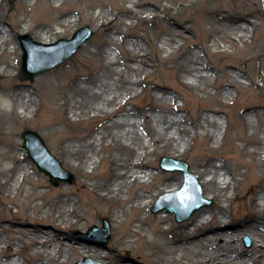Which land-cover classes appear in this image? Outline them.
I'll return each instance as SVG.
<instances>
[{
	"label": "bare ground",
	"instance_id": "1",
	"mask_svg": "<svg viewBox=\"0 0 264 264\" xmlns=\"http://www.w3.org/2000/svg\"><path fill=\"white\" fill-rule=\"evenodd\" d=\"M39 1L22 0L25 11H33L30 19L26 14H22L19 22H28L34 18V9ZM67 1L69 0H47L50 12L60 11L61 17L64 16L62 25H71L76 20V16L61 10ZM133 7L134 9L126 11L125 15L129 16V13L136 11L144 20L159 16L161 10L158 4L151 0H139ZM212 14L205 12L204 23H210V27L215 24L217 29L224 33L225 38L242 40L252 36L255 30V25L243 17H226L216 23ZM109 16L108 13L100 12L92 17L95 22L100 23L99 29L102 31V37L98 39L99 51L93 61L84 56L76 65L48 72L40 78V96L45 90L50 93L47 98L48 106L43 109L51 116L65 115L67 123L76 126L65 129L59 126V121H48L43 126L54 149L72 169L88 179L82 180V187L91 189L97 197L104 200L122 199V213L127 209L132 213L123 242H130L129 237H137L147 246L155 247L158 255L166 258L168 256L170 260L181 261L182 258V264H264V212L259 207V197H252L251 208L246 213L250 218L239 223L240 225L235 224L228 214L232 212L231 202L243 187L247 176L246 171L240 166H233L229 159L218 164L216 155H206L202 152L197 153L193 161L195 174L203 183L205 194L216 200L209 210L210 217L208 210L201 207L191 223L175 227L174 216L170 211L156 212L153 208L155 213L152 216V213L148 214L160 194L163 197L159 196L156 200L157 206L162 207L165 202L181 205L179 198L186 186L185 178L183 180V176L178 172L150 170L149 168L157 167L153 156L160 150H166L174 156H186L199 135L220 140L226 133L221 131V119L205 112L217 111L210 106L199 107L193 117L194 127H190L186 116L178 113L183 106L177 104V96L170 94L167 85L153 86L150 89L149 102L139 106L135 99L139 95L138 84L146 81L149 52L145 44L137 38L139 33L129 31V28L126 32L121 31L119 27L114 26ZM177 26L183 28L182 25L173 23L169 26L170 29L164 30L162 43L170 45L179 42L180 30ZM12 30L0 26V51L4 52L8 44L13 42ZM37 32L41 35L43 43L51 42L54 34H57L53 27L44 26L42 23H39ZM112 32L122 34L120 42L113 40L110 35ZM212 41V46L218 47L217 40ZM194 44L193 42L185 47L175 57L172 68L177 79L185 78L189 80V85L204 88L203 82L207 84L210 75L214 74L215 78L218 76L208 69L206 62L200 61ZM110 46H116L123 55L112 50ZM52 51L54 50L48 52ZM219 51L223 50H217ZM49 54L51 53H46ZM168 57H171V54ZM261 57L264 58V55ZM227 66L233 67L231 64ZM234 67L237 70L235 79L227 84L219 83L220 93L225 97L233 94L230 86H235L238 90L243 86L245 72L238 66ZM27 85L28 83H22V88L0 96V101L3 98L12 106L10 111L5 110L1 114L10 119L20 117L22 124L39 115L43 104L41 97L39 101L35 100L34 89H28ZM129 103L134 106L129 107ZM254 114L258 122L263 123L264 131V103L259 105ZM137 115H140L142 120ZM253 119L252 115L247 116L245 123L251 125ZM87 120L93 122V126L82 125ZM242 138L244 143L237 145V148L243 155L253 158L264 156V136L254 137L246 132ZM16 149L17 147H13L14 151ZM6 153L0 152V173L5 178L3 183L7 189H21L27 197H33V205L27 207L35 209V217L39 220L61 221L76 216L77 220L73 221L79 223L83 217L78 213L79 205L71 189L59 187L52 202L36 201L39 198L44 199L43 197L51 192L45 189V179L32 177L33 163L27 161L25 156L18 158V162L12 167L4 165V162L11 158ZM101 164H105L102 172L99 170ZM12 168L20 172L19 175L16 173L14 178L9 174ZM256 187L264 198V185ZM177 189L180 190L174 193ZM124 192H127L128 196L122 198ZM170 192L173 193L169 194ZM225 202L229 204L226 205ZM15 211L19 212L20 209ZM25 211L28 212L27 208ZM119 215L121 214L114 211L112 217ZM149 224L152 227L147 229ZM103 227L100 226L98 230ZM22 232L28 233L26 243L22 245L24 249L19 244L0 238V264H25L22 260L28 261L27 256L32 259L30 264H72L76 259L77 264H83L82 258L92 257L105 261L109 257V252L97 245L76 237L58 236L53 230L16 228L12 234L19 236ZM244 234L253 237L252 246H239V240ZM22 250H26L28 255ZM114 264H134V260L120 258Z\"/></svg>",
	"mask_w": 264,
	"mask_h": 264
},
{
	"label": "rangeland",
	"instance_id": "2",
	"mask_svg": "<svg viewBox=\"0 0 264 264\" xmlns=\"http://www.w3.org/2000/svg\"><path fill=\"white\" fill-rule=\"evenodd\" d=\"M137 1L139 0H135V2L133 0H69L62 5L61 10L68 15L76 16V20L71 25H62L64 16L61 17L60 11L50 12L47 0H40L36 4L35 13H33L34 18L28 22H19L22 14H26L28 19H30V14L33 11V9L25 11L26 8L22 0H16L13 8H11L9 0H0V26L13 29V42L8 44L4 52L0 51V96L5 92L10 93L22 88V83H28L27 88L34 89L33 96L35 100L39 101L41 97L43 101L39 115L32 117L28 123L22 124L20 117L10 119V117L7 118L1 114L5 110L10 111L9 109L12 108L11 105L1 98L0 152H7L6 154L11 157L4 162V165L12 167L16 165L18 158L25 156L27 161L33 163L34 173L32 177L44 178L47 184L45 189L51 190L50 193L43 197L44 199L39 198L36 201L52 202L56 197L57 189L65 186L74 193L79 205L78 213L82 214L83 217L79 220L80 224L73 221L77 220L76 216L61 221L39 220L34 215L35 209L27 207L28 205H33V197H27L21 189H7L6 184L3 183L5 178L0 173V238L2 240H10L14 244H19L22 248L23 243H26L25 238L28 233L22 232V235L25 236L21 234L17 236L18 234H12L13 229H28L32 227L53 230L58 236L76 237L109 252V259L107 258L105 261L87 257L91 261L82 258L83 264H114L120 258L134 260V264H182L183 262L182 258L181 261L170 260L168 256L166 258L158 255L155 247L147 246L142 239L137 237H129L130 242H123L124 237L127 235L126 232L132 213L128 209L122 213V199L104 200L97 197L91 189L82 187V180L88 179L72 169L64 158L57 153L46 132L47 130L43 128L48 121H59V126L65 129L76 128V126L67 123L65 115L51 116L48 111L43 109L45 108L44 106H48L47 98H49L50 93L45 90L40 96L38 89L40 87V78L48 72L60 71L61 68L64 69L66 66L76 65L77 61L82 57L84 58V56L89 61L94 60L96 53L99 51L98 39L102 37V31L99 29L100 23L95 22L92 17L100 12L102 14L108 13L110 15L109 19L114 26L119 27L121 31L126 32L129 28V31L139 33L140 36L137 38L148 49L149 65L147 66L148 72L145 74L146 81H141L138 84L139 95L135 99L139 106L149 102L150 89L153 86L157 84L167 85L170 94L177 96V104L181 107L183 106L178 113L186 116L190 127H194L193 117L199 107L210 106L217 111L205 112L218 116L222 121L221 131L223 134L226 133V136L224 134V137L220 138V140H212L204 137V135H199L186 156H174L170 155L166 150H160L153 156L157 162V167L149 169L154 172L159 170L171 171L164 170L160 165V159L164 155L184 159L189 163L190 170L193 173H195L193 161L197 153L203 152L206 155H216L215 160L218 164H222L226 159H229L233 166H240L243 171L247 172L243 187L239 189V192L235 195L236 197L231 202L232 212H228L229 216L236 222L235 224L247 221L250 217L246 213L251 208V200L255 195L259 197V207L264 212V198L262 197V192L257 191L256 187V185H264V156L255 158L246 156L237 148V145L244 143L243 133L248 132L254 137L264 136L263 123H259L254 114L259 105L264 103V58L261 57V55H264V0H151L161 8L159 16L151 20L142 19L141 14L136 11L132 14L129 13V16L125 15L126 11L134 9V3ZM207 11L213 13L216 23L226 17L229 19L243 17L250 24L253 23L255 25V30L252 36L242 40L225 38L224 33L217 29L215 24H213L214 27H210V23H204L203 18ZM39 23L47 27H53L54 31H56L57 34H54L51 42H55L61 37L69 38L78 28L85 25H89L94 33L81 48L65 61L44 70L32 78H25L20 75L23 51L18 35L20 33H30L35 40L42 41L41 35L37 32ZM173 23L183 26V28L177 26L180 30L179 42L170 45L162 43L161 36L164 34V30L170 29L169 26ZM110 35L115 42L121 41L122 34L120 32H112ZM213 39L217 40L218 47L212 46ZM193 42L195 43L194 50L200 57V61L206 62L208 69L218 76L215 78L214 74L210 75L208 83L203 82L204 88H196L189 85L188 79H177L172 68L175 57ZM164 46L168 48H164ZM110 48L123 55L121 51L117 50L116 46H110ZM217 50L223 51L217 52ZM169 54H171V57H168ZM37 55V57L33 58V64L41 56L40 54ZM229 64L233 65V67L227 66ZM234 66H238L245 72L244 81H242L243 86L239 90L235 86H230L233 94L230 97H225L220 93L219 83L224 82L227 84L235 79L237 70ZM11 77L13 78L11 79ZM128 106L133 107L134 104L129 103ZM250 115L254 117L253 123L247 125L245 120ZM137 116L142 120L140 115ZM82 125L91 127L93 122L87 120ZM226 127L228 128L225 132ZM26 129H33L44 138L51 153L57 157L66 170L73 173V182L62 181L60 184L55 185L50 180V177L39 169L24 147V139L21 134ZM13 147H17L16 151L13 150ZM104 169L105 164H101L100 172ZM174 172H178L183 176L181 171L175 170ZM16 173L17 175L20 174L14 168L9 172L13 178ZM201 184L204 190L203 183L201 182ZM204 195L213 200L210 206L201 208L207 209V214L210 217L211 213L209 210L215 205L216 200L206 195L205 190ZM127 196L128 193L124 192L122 198ZM159 196L150 207L148 214L152 213L151 216L155 213L152 211V207ZM225 204L227 205L229 202H225ZM18 208L20 211H15ZM25 208L28 210L27 213ZM114 211L121 215L113 218ZM167 211L169 209L166 205V208L161 212ZM197 211L189 219L182 222L178 221L173 213L174 226H186L191 223ZM103 218H107L111 224V238L107 244H102L97 236H87L92 225L102 226ZM149 227H152V225L146 226L147 229ZM214 231H216V228ZM78 232H81V234L83 232L86 235H80ZM253 242L252 236L244 234L239 240L240 244H238L241 247H250ZM25 251L22 250L27 256L28 254ZM26 259L28 261H22L25 264H30L32 259H29L28 256ZM77 262L78 259L73 261L72 264H77ZM41 263L35 262L34 264Z\"/></svg>",
	"mask_w": 264,
	"mask_h": 264
},
{
	"label": "water",
	"instance_id": "3",
	"mask_svg": "<svg viewBox=\"0 0 264 264\" xmlns=\"http://www.w3.org/2000/svg\"><path fill=\"white\" fill-rule=\"evenodd\" d=\"M15 0H10L12 7ZM93 34L90 26L86 25L78 29L72 38H61L56 43L44 44L34 40L30 34H20L23 53V64L21 74L24 77H33L43 70L56 65L70 57L85 41ZM54 51L48 52L46 48H54ZM46 53H51L46 55ZM40 54L37 62L33 64V58ZM1 78V76H0ZM25 139V147L29 150L30 156L37 163L39 168L46 172L54 184L58 185L61 181L72 182L73 173L63 168L61 162L49 151L43 138L34 130L27 129L22 133ZM161 164L167 170L182 171L185 176V191L181 195L187 194V198L181 201V205H170L169 210L175 212L179 221H184L203 206H209L213 201L203 195V189L197 176L190 171L189 164L182 159L169 156H163ZM178 192V191H177ZM174 192V193H177ZM171 194V193H169ZM168 195V194H165ZM163 197V196H162ZM163 206H156L155 211L163 210ZM104 227L100 230L97 225L90 228V234L99 233L103 244H107L111 237L110 222L107 218L103 219ZM100 231V232H98Z\"/></svg>",
	"mask_w": 264,
	"mask_h": 264
}]
</instances>
